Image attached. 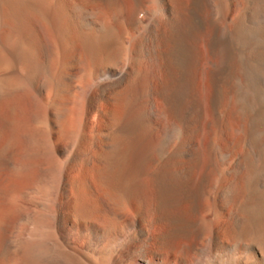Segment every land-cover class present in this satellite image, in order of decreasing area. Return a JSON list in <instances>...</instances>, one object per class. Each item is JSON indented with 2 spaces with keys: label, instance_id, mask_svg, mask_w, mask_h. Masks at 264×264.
Here are the masks:
<instances>
[{
  "label": "bare ground",
  "instance_id": "obj_1",
  "mask_svg": "<svg viewBox=\"0 0 264 264\" xmlns=\"http://www.w3.org/2000/svg\"><path fill=\"white\" fill-rule=\"evenodd\" d=\"M0 71V264H264V0H0Z\"/></svg>",
  "mask_w": 264,
  "mask_h": 264
},
{
  "label": "rangeland",
  "instance_id": "obj_2",
  "mask_svg": "<svg viewBox=\"0 0 264 264\" xmlns=\"http://www.w3.org/2000/svg\"><path fill=\"white\" fill-rule=\"evenodd\" d=\"M146 17V13L145 12H143V13H141L137 18H139V20H142V19H144ZM135 30V29H134ZM132 30V34L134 35L136 32H137V30ZM1 72V71H0ZM57 74H55V72L54 71H52V77L53 78H55V77H57L56 76ZM47 91H48V93L49 94H51V96H52V94H53V92H52V88H48L47 89ZM148 142V141H147ZM147 145V144H146ZM4 174V173H3ZM1 175L0 176V183L2 184V185H4V184H6V186L8 187V188H10V189H25V192H28L29 191V189H26L27 187H28V185L29 184H27L26 183V181L24 180V179H21V178H14V177H10V178H8L9 177V175ZM78 175H80L79 173H77ZM7 176V177H6ZM5 177H6V179H5ZM3 179V180H2ZM4 181H7V183L6 182H4ZM8 184V185H7ZM10 185V186H9ZM1 186V185H0ZM24 192V193H25ZM24 193H21V194H18L19 196H20V198H19V200H21L22 202H24L25 203V199H24V197H23V195H24ZM18 196V197H19Z\"/></svg>",
  "mask_w": 264,
  "mask_h": 264
}]
</instances>
